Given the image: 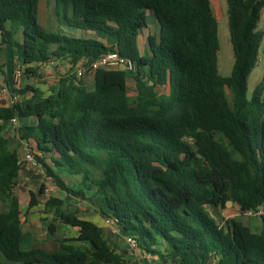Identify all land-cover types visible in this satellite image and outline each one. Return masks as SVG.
Wrapping results in <instances>:
<instances>
[{"label": "trees", "instance_id": "16d2710c", "mask_svg": "<svg viewBox=\"0 0 264 264\" xmlns=\"http://www.w3.org/2000/svg\"><path fill=\"white\" fill-rule=\"evenodd\" d=\"M225 1L233 52L228 76L217 70L210 0H45L54 29L38 23V0H0V44L9 46L13 72L30 80L40 76L41 64L69 65L48 91L27 82L12 88L18 99L0 105V264H124L100 219L163 263L264 264V214L254 230L237 218L222 226L209 211L227 200L241 213L264 204V75L246 97L263 41L257 25L264 0ZM146 10L157 31L147 34L141 51ZM82 31L91 35L76 34ZM111 51L132 68H97L92 88L83 84L77 63ZM129 79L136 88L131 101ZM11 118L58 190L95 205L96 219L66 208L60 196L45 198L52 220L76 227L63 236L47 224L53 251L21 245L13 188L23 166L4 134ZM63 174L79 176L78 185ZM28 194L27 210L40 203L44 183Z\"/></svg>", "mask_w": 264, "mask_h": 264}, {"label": "rangeland", "instance_id": "374dc122", "mask_svg": "<svg viewBox=\"0 0 264 264\" xmlns=\"http://www.w3.org/2000/svg\"><path fill=\"white\" fill-rule=\"evenodd\" d=\"M211 8L213 14L217 20V36H218V43L219 49L217 52V70L221 76H228L231 72L233 66V52H232V45L229 39V30H228V19H227V6L225 0H210ZM45 5V0H38V11H37V21L38 23L43 26L44 28H51L54 29L55 23L53 21V16L51 15V22L48 21L46 24L43 7ZM46 10L49 12L51 7L49 6ZM146 23L147 29H144V32L139 36L138 39V47L139 50L142 51L144 47H146V37L148 33H155L157 31L156 26V19L152 11L146 10ZM257 28L264 31V7L261 9V18L258 22ZM77 35H88L91 34L87 32H76ZM50 64L48 68H44V70H49L43 72L41 69L45 65L39 66V78H34L39 83H45L44 86L41 84L40 89L47 91L50 86H55L60 74H63L65 71H68L69 65L65 62H60V64H55V62L48 63ZM264 75V39L261 42V47L259 50L258 61L256 65L252 68L249 73L247 79V92L246 97L250 98L252 90L261 80ZM14 81L15 83L21 82L24 84L26 77L21 75L19 78L16 77L14 74ZM83 84L87 87L92 88L93 85V75L91 73H86L81 79ZM20 84V85H21ZM128 85V97L129 100H133L136 94V88L134 81L129 79L127 82ZM20 87V86H19ZM165 90L164 87L158 86L157 91L162 92ZM227 94L230 98V91L229 89L226 90ZM4 99V98H3ZM2 99V100H3ZM4 102V101H2ZM18 123L15 124H5L4 125V134L12 139V143H14L15 139L18 138V134L16 131V127ZM23 148H18L19 154L23 155L27 150H29L32 154H35L36 151L31 143H23ZM25 147V148H24ZM25 149V150H24ZM231 151L235 154L234 150L230 147ZM20 155V156H21ZM29 173H32L29 176L31 179L28 181L29 183H20L21 178H18L19 185L16 184L13 188L14 194L18 197L21 207V220L23 225V236L21 245L25 248L30 247H42L48 251H53L57 248V243L52 239H47L46 236V227L49 222H54L56 225V232L59 235L69 236L76 234V227H71L67 224L60 223L59 221L52 220V215L44 211V201L45 198L49 195H56L60 196L65 200V207L66 208H78L79 214L84 217H97L95 212V205L89 201H78L74 199L72 196L64 195L56 185L52 182V180L45 176L41 167H31L29 169ZM24 176V175H23ZM22 177V175H21ZM64 179L68 182V184L72 186H77V181L79 176H70L63 174ZM43 182L45 185V194L41 195L39 201L40 203L36 206L27 210V202L29 199L28 190L31 189L33 191H37L40 183ZM27 184V185H26ZM0 208H2V203L0 202ZM261 211L264 214V204L260 207ZM209 211L214 215L216 220L222 225L225 226L226 222L229 221V218H237L242 220L244 223L248 224L252 229L256 230L261 224L260 216L253 215L248 216L244 213H241L238 210V207L233 204V202H225L224 208H219L216 210V213L213 209L209 208ZM103 228V232L108 243L115 248L117 251H122L123 256L125 259L124 264H170V263H163L158 259L154 258L151 255H143L138 250L133 249L128 244L126 237L121 236L118 230L114 227L111 223H106L105 220L100 219L98 221Z\"/></svg>", "mask_w": 264, "mask_h": 264}, {"label": "built area", "instance_id": "2783aa9c", "mask_svg": "<svg viewBox=\"0 0 264 264\" xmlns=\"http://www.w3.org/2000/svg\"><path fill=\"white\" fill-rule=\"evenodd\" d=\"M263 39H264V35H263ZM132 65H133L132 61L129 58L123 57L119 55L117 52L111 51V52L102 54L98 56L97 58L92 59L88 63L85 62L84 59H81L75 67V72H76V76L78 78H81L87 72L91 74L94 73V71L97 68H104V69L123 68V69L128 70L132 68ZM14 75L19 78L22 75V71L20 69H15ZM18 97L19 95L16 93L11 95V101H15L16 99H18ZM10 122L15 124L17 123V119L11 118ZM18 163L23 167L25 165H31L32 167L37 166L35 158L33 157V154L29 150H27L25 154H23L22 156H19ZM244 214L248 216L260 215V214H263V211H261L259 207L256 210L255 209L247 210L244 212ZM105 222L111 224V221L108 219H106ZM126 240L128 244L130 245V247H132L133 249L136 248V242L134 241V239L127 237Z\"/></svg>", "mask_w": 264, "mask_h": 264}, {"label": "crops", "instance_id": "0c3cea01", "mask_svg": "<svg viewBox=\"0 0 264 264\" xmlns=\"http://www.w3.org/2000/svg\"><path fill=\"white\" fill-rule=\"evenodd\" d=\"M45 5H46V2H45ZM42 10H43V13H44V17H45L46 24H48V21H47V19H48V11L46 10V6H44ZM141 34L142 33L138 34V39H139V36ZM49 63H52V62H49ZM55 64H60V63L59 62H55ZM42 65H45V66L42 67ZM42 65H40V66L42 67L41 69L43 70V72L49 71V70H46V69H45L46 70L45 71L44 68L45 67L48 68L50 64L44 63ZM13 74H14V72H13V70H11V63L9 61V46L8 45H4V44H0V105H3V106L9 105L11 103V90H12V88L19 87V86H22L23 85V84H21L20 81H18L19 83H15ZM36 79H34V78H32L30 80L25 79L24 84L27 83V82H29L30 84H32L34 86H37V87H40L41 84L44 86L45 83H41L40 82L41 83L40 84L39 81H37ZM48 89H47V91H48ZM2 101H4V102H2ZM28 121L31 123L33 121V119L31 118ZM8 124H13V123H11L8 120ZM11 140L12 139L8 138V146H9L10 149L23 148V145L22 144L24 142L20 141L19 139H15L14 140L15 142L12 143ZM20 155L21 154H19V156ZM31 167H32L31 165H25L20 170L19 179L21 178V180H20L21 182L17 180L16 184L19 185V182L22 183V184H24V183H26V181H27V183H29L28 181L31 179L29 176L32 175V173H29V169ZM21 175H22V177H21ZM94 218L96 219L97 217H94ZM170 264H172V263H170Z\"/></svg>", "mask_w": 264, "mask_h": 264}, {"label": "water", "instance_id": "95a60500", "mask_svg": "<svg viewBox=\"0 0 264 264\" xmlns=\"http://www.w3.org/2000/svg\"><path fill=\"white\" fill-rule=\"evenodd\" d=\"M226 202H231L230 200H227Z\"/></svg>", "mask_w": 264, "mask_h": 264}]
</instances>
